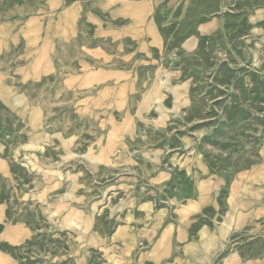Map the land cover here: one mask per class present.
I'll return each mask as SVG.
<instances>
[{
    "label": "rangeland",
    "instance_id": "374dc122",
    "mask_svg": "<svg viewBox=\"0 0 264 264\" xmlns=\"http://www.w3.org/2000/svg\"><path fill=\"white\" fill-rule=\"evenodd\" d=\"M0 264H264V0H0Z\"/></svg>",
    "mask_w": 264,
    "mask_h": 264
}]
</instances>
